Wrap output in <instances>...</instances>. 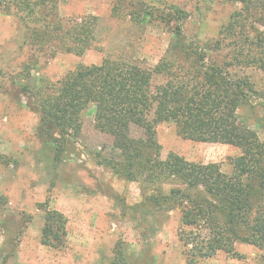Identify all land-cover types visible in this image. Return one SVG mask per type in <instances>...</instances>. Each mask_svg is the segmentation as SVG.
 <instances>
[{
    "label": "rangeland",
    "instance_id": "obj_1",
    "mask_svg": "<svg viewBox=\"0 0 264 264\" xmlns=\"http://www.w3.org/2000/svg\"><path fill=\"white\" fill-rule=\"evenodd\" d=\"M58 4L65 19L98 18L97 41L84 55L39 50L30 43L19 17L0 10V196L5 200L0 204V264H113L119 249L130 264H186L180 212H154L143 204L139 183L99 165L101 159L112 157L113 139L96 130L95 107L83 113L82 131L66 139L59 154L58 144L51 140H60L58 134L40 130V115L23 87L44 90L79 66L99 65L106 58L157 66L175 39L172 30L178 22L170 21L172 11L180 9L186 15L185 38L210 44L241 5L228 0ZM226 51L218 53L220 61ZM232 71L247 76L256 91L239 109V121L264 141V73L244 66ZM161 80L157 77L155 84ZM132 135L144 137V131L132 126ZM155 138L162 159L175 153L193 163H218L225 173H231V160L240 155L233 146L185 140L170 123L158 125ZM46 208L68 219L62 248L42 245ZM262 255L256 247L238 242L234 254L218 251L200 264H260Z\"/></svg>",
    "mask_w": 264,
    "mask_h": 264
},
{
    "label": "trees",
    "instance_id": "obj_2",
    "mask_svg": "<svg viewBox=\"0 0 264 264\" xmlns=\"http://www.w3.org/2000/svg\"><path fill=\"white\" fill-rule=\"evenodd\" d=\"M228 1L241 9L213 43L185 38L186 15L176 9L169 15L171 22L179 23L172 30L176 40L157 66L106 58L99 65L79 66L44 90L23 87L40 115V130L58 134L60 140H51L58 144L59 154L66 139L82 131L83 113L95 107L96 130L113 139L112 157L101 159L99 165L139 183L143 204L154 212H180L186 264H200L218 251L234 254L238 242L262 251L259 261L264 264V141L238 117L256 91L247 76L232 71L244 66L264 73V0ZM58 2L0 0V10L19 17L30 43L39 50L84 55L97 41L98 18L65 19ZM224 49L228 51L220 61L218 53ZM157 77L160 84H155ZM164 123L174 125L185 140L239 149L240 155L231 160V173L223 172L218 163H193L175 153L162 159L155 135ZM132 126L143 129L144 137H134ZM1 203L5 204L2 196ZM44 212L42 245L62 248L68 219L56 210ZM121 262L130 264L119 249L113 264Z\"/></svg>",
    "mask_w": 264,
    "mask_h": 264
}]
</instances>
